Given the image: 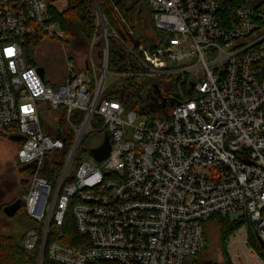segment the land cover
I'll list each match as a JSON object with an SVG mask.
<instances>
[{
  "label": "built area",
  "instance_id": "1",
  "mask_svg": "<svg viewBox=\"0 0 264 264\" xmlns=\"http://www.w3.org/2000/svg\"><path fill=\"white\" fill-rule=\"evenodd\" d=\"M90 2V46L77 64L66 55L52 87L24 54L31 37H66L47 0H0V139L30 168L22 201L35 227L24 249L38 251L37 264L46 251L52 264H191L211 219L233 215L264 243V10L142 0L154 28L136 21L129 43ZM111 39L129 63L111 64ZM106 138L98 162L91 152ZM72 225L80 238L62 242Z\"/></svg>",
  "mask_w": 264,
  "mask_h": 264
},
{
  "label": "rangeland",
  "instance_id": "2",
  "mask_svg": "<svg viewBox=\"0 0 264 264\" xmlns=\"http://www.w3.org/2000/svg\"><path fill=\"white\" fill-rule=\"evenodd\" d=\"M116 13L120 15L119 9L114 8ZM143 17L147 16L151 21L152 14L148 7L142 6ZM66 34L64 40H44L41 45L33 52V60L39 67L45 69V79L48 85L57 87L63 83L66 55L71 58L74 63L80 60L79 56L75 57L73 41L69 40ZM72 39V38H71ZM159 80L149 78H139L137 83L151 88L157 84ZM177 88L174 87L171 94H176ZM135 107L138 110V104H130L129 109ZM141 119V118H140ZM102 133H93L89 139L90 143L99 145ZM22 166H18L15 160V149L7 140L0 139V237L9 239L11 243H19L22 241L24 234L29 231L30 218L24 211L8 217L4 214V208L10 203L22 198L26 193V184L29 183L30 173L21 170ZM243 218L241 215H233L228 220L231 222L239 221ZM208 238L207 250L195 257L193 263L197 264H264V258L257 250L260 246L258 237L256 236L250 223L244 225L239 231L229 237L227 242V250L229 260H227L222 241L221 226L217 221L210 222L206 226ZM263 253V251H262ZM264 254V253H263Z\"/></svg>",
  "mask_w": 264,
  "mask_h": 264
},
{
  "label": "trees",
  "instance_id": "3",
  "mask_svg": "<svg viewBox=\"0 0 264 264\" xmlns=\"http://www.w3.org/2000/svg\"><path fill=\"white\" fill-rule=\"evenodd\" d=\"M59 1L61 0H47L48 5L51 9L53 21L58 22L61 25L62 29L70 37L69 40L73 41L75 57L79 56V58H81L86 54L90 46L93 28L96 26V18L94 16L93 5L90 0H66L67 8L62 13H58L52 8V6ZM99 3L111 27L115 29L120 35L125 37L129 43H132V39H134V37L132 36L128 37L129 28L134 29L136 27V21L139 22V25L142 28L146 26L152 29L154 28L152 22L148 19L147 16H145L144 20L142 21V0H99ZM248 4L264 10V0H248ZM114 8L119 9L120 15L116 13ZM231 15L233 16V13L231 11L228 12V10L225 9L224 13L221 15V18L225 20L223 22L224 26H228V19H231ZM122 19H124L125 22H123ZM46 39L50 38L45 36H37L27 39L26 44L24 45V54L29 66H37L33 60V52ZM110 58L112 65H115L117 63H129L131 61L128 53L118 44L117 40L115 39H111L110 41ZM29 169L30 168L22 167L21 170L30 173ZM27 185L28 184H26V187ZM22 211L25 212L23 207ZM213 221H217L221 226L222 241L224 245L223 249L227 260H229V255L225 251V249L227 250V242L229 241V237L239 231L244 225L248 224L249 220L246 218H241L239 221L231 222L228 219L213 217L210 222ZM28 227L30 229L34 228L35 223L30 220ZM27 232L24 234L22 241L19 243H11L9 239L0 237V264H37L38 251L29 253L23 247V241ZM52 233L53 232L51 231L48 245L56 239ZM79 238L80 236L72 225V228H67V235L64 239H61V241L65 243L75 244L74 240H78ZM257 250L264 258V254L262 253V249L260 246H257ZM44 264H52L47 257V251L45 254ZM191 264L195 263H193L192 261ZM229 264H231L230 261Z\"/></svg>",
  "mask_w": 264,
  "mask_h": 264
},
{
  "label": "water",
  "instance_id": "4",
  "mask_svg": "<svg viewBox=\"0 0 264 264\" xmlns=\"http://www.w3.org/2000/svg\"><path fill=\"white\" fill-rule=\"evenodd\" d=\"M38 72L42 78L45 77V69L44 68L39 67ZM110 151H111V149H110L109 139L106 138L102 147L100 149L93 150L91 152V154L93 155V157L98 162H102L103 160H105L109 156ZM25 168H29V166H26ZM22 207H23V201H22V199H20V200L16 201L14 204L7 205L4 208V214L8 217H14ZM259 243H260V247L264 253V243L261 240H259Z\"/></svg>",
  "mask_w": 264,
  "mask_h": 264
},
{
  "label": "crops",
  "instance_id": "5",
  "mask_svg": "<svg viewBox=\"0 0 264 264\" xmlns=\"http://www.w3.org/2000/svg\"><path fill=\"white\" fill-rule=\"evenodd\" d=\"M64 2H65V1H61V2H60V4H61L60 7H61V10H62V11H64V10L66 9V6H67ZM62 11H61V12H62Z\"/></svg>",
  "mask_w": 264,
  "mask_h": 264
},
{
  "label": "flooded vegetation",
  "instance_id": "6",
  "mask_svg": "<svg viewBox=\"0 0 264 264\" xmlns=\"http://www.w3.org/2000/svg\"><path fill=\"white\" fill-rule=\"evenodd\" d=\"M20 199H22V198H20ZM19 198H18V200H20ZM18 200H16V201H18ZM16 201H14V202H12V203H10V204H14ZM22 212V208L17 212V214H19V213H21Z\"/></svg>",
  "mask_w": 264,
  "mask_h": 264
}]
</instances>
